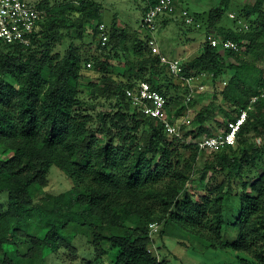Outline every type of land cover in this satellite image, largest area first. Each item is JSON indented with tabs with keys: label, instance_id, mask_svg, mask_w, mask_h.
I'll use <instances>...</instances> for the list:
<instances>
[{
	"label": "trees",
	"instance_id": "1",
	"mask_svg": "<svg viewBox=\"0 0 264 264\" xmlns=\"http://www.w3.org/2000/svg\"><path fill=\"white\" fill-rule=\"evenodd\" d=\"M230 1L219 0L206 22L190 16L199 28L204 26L207 36L215 31V37L245 47L246 54H258L264 40V13L249 21L248 32L220 27ZM155 3L152 0L149 7ZM49 4L42 0L34 6L50 10ZM81 7L82 18L71 27L83 40L84 24L88 20L100 24L102 14L101 6L92 0H82ZM174 15L160 17L158 26L161 19ZM59 27L56 22L47 26L44 19L29 46L0 41V147L5 148L0 156V194L7 199L0 210V264H43L62 247L73 251L71 242L77 234L87 236L94 251L93 261L86 264H169L150 249L154 241L148 224L156 211L167 216L168 225L196 229L205 238L206 249H231L236 253L235 264H264V147L250 145L241 154H231L239 144H246V135H264V69L244 61L240 52H223L207 41L200 56L182 63L186 78L198 71L208 73L215 82L231 73L221 94L227 105L235 106L237 115L257 98L236 147L210 153L217 162L212 159L205 164L207 184L196 196L188 186L196 183L192 173L201 151L192 142L216 136L205 126L214 116L212 106L199 113L197 127L184 132V139L169 136L160 122L134 108L126 92L141 82L167 100L162 83L167 67L152 55L144 29L145 36L134 50L140 54L146 47L150 57L128 62L121 48L127 35L114 22L105 60L96 58L103 85L99 91L109 110L94 116L79 99L83 58L78 49L68 48L63 57L51 55L50 44L59 38ZM98 28L92 31L94 38ZM120 55L125 60L122 74V62L116 61ZM167 108L176 118L187 112L186 106L180 113L173 112L168 100ZM224 114L228 121L235 119L226 110ZM224 126L227 130V122ZM181 149L189 156L184 157ZM52 167L65 172L71 182L70 189L58 195L42 192L49 185ZM254 167L259 168L256 174L246 177L247 169ZM37 187L41 193L35 195ZM236 196L237 207L229 208ZM164 233L160 232L161 237ZM18 237L29 239L25 254L18 250Z\"/></svg>",
	"mask_w": 264,
	"mask_h": 264
},
{
	"label": "rangeland",
	"instance_id": "2",
	"mask_svg": "<svg viewBox=\"0 0 264 264\" xmlns=\"http://www.w3.org/2000/svg\"><path fill=\"white\" fill-rule=\"evenodd\" d=\"M26 1L32 5H36L42 0ZM92 1L101 6L102 19L100 24L90 20L84 24L85 37L83 40L78 39V31L74 27H71L72 24L82 18V0H49L50 10H42V12L44 13L47 26L51 22H56V27L58 24L60 26L57 29L59 38L50 44L51 55L63 57L68 48L73 46L78 49L80 56L83 58L79 72L80 78L78 80L79 99L84 104V108L88 109V112L93 113L95 116L98 112L109 110L107 105H105V99L101 97L102 94L99 89L103 85L100 81V75L96 72V58L101 62L105 60L106 46L102 44V35L105 34L108 37L113 23L116 22L119 29L127 35L121 40V48L125 51L127 61L136 63L149 58L150 54L146 47L140 54H136L134 49L136 47L135 43L145 36L142 21L152 0ZM260 2L261 0H231L219 26L234 30L238 33L250 31L249 21H255L260 13H264V2L262 4ZM178 4L179 9L178 11L176 10L175 15L170 19L164 18L161 26H158L156 37L163 55L169 59L180 60L184 64L200 56L203 51V45L206 42L207 34L204 26L198 28L195 23L188 24L182 15L183 10L196 17H202L204 22H206L208 13L218 8L220 2L219 0H181ZM258 9L259 11L257 12L259 14L254 13V10ZM245 11L250 12L251 15L247 17ZM102 25L104 26L103 29L101 28ZM97 26H99L98 36L94 38L92 31ZM216 33L213 31L212 36L215 37ZM218 38L225 40L221 37ZM262 44L263 46L260 45L258 54L255 55L246 54L245 47H240V58L249 64H255L259 68L264 69V40ZM116 61L122 62L120 64V74H122L125 71L123 66L125 62L124 57L120 55ZM135 72L137 73L136 70ZM112 76L121 81V83H124V80L119 79L116 74ZM191 76L193 78L192 91L194 97L188 106L185 105V102L190 90L187 86H184L186 85L185 82L173 77L166 69H164L162 77V83L164 84L163 90L167 95L170 109L173 112L180 113L184 106L187 107V112L178 117V121L181 124L186 119L191 121L190 125L182 127L183 132L194 130L197 127V117L207 106H212L211 112L214 114L213 118L205 123L207 129L210 133L212 132L216 135L225 132L226 127L224 124L229 119L224 114V111L226 110L232 117L234 116L236 118L238 116L235 106L227 105L221 94L229 82L231 73L226 72L225 76L215 82L208 73L197 71L191 73ZM7 81L11 84H16L12 80ZM201 85L205 89L198 92L197 88ZM215 95L216 97H214ZM261 96L264 98V88L261 90ZM256 100L257 98L251 101L250 107ZM245 140L247 141L246 144H239L231 154H241L243 149L250 145L257 148L264 147V135L262 134L256 135L250 133L246 135ZM186 141H191V139L187 138ZM4 150L5 148L0 147V156L4 153ZM182 153L184 157H188L190 154V152H184L183 150ZM215 156L210 154V152L204 151H201L199 154L194 172L192 173V180L196 183L195 185L190 184L188 186L189 191L192 190L191 192L196 196L202 194L201 190L207 184L208 176L203 178L205 164L212 159H215L217 162ZM258 169V167L248 168L245 176H254L256 174L255 171ZM245 180L248 179L245 178ZM70 187L71 182L66 173L57 167H52L49 172V185L46 188H42V192L58 195L69 190ZM39 190V187L34 189V194H40L41 192ZM237 204L238 196L229 202V208H235ZM6 205V195L0 194V210L5 209ZM166 220L167 216L156 211V214L152 215L150 223L148 224L150 237L154 241H152L153 244L150 249L157 257L159 256L161 259L166 258L169 264H235L236 253L232 252L231 249L227 248L221 251L214 248L206 249V240L202 238V235L196 229H192L189 225L185 227H177L172 223L168 225ZM162 230L165 233L161 237L160 232ZM16 244L21 254H25L30 247V242L27 238L18 237ZM71 247L74 249L73 251L72 249L62 247L58 253L45 258L43 264H86L87 262L93 261L94 251L87 236L83 234L75 235L71 242ZM115 255V252H112L110 258L114 259Z\"/></svg>",
	"mask_w": 264,
	"mask_h": 264
},
{
	"label": "built area",
	"instance_id": "3",
	"mask_svg": "<svg viewBox=\"0 0 264 264\" xmlns=\"http://www.w3.org/2000/svg\"><path fill=\"white\" fill-rule=\"evenodd\" d=\"M155 4L150 6L144 15L142 27L149 35L148 47L154 56L160 59V63L167 67L168 72L178 80H183L190 90L185 105L188 106L194 97L192 91L193 78H186L183 75L182 62L177 59H169L161 52L156 34L158 33V19L162 16L176 13L180 0H155ZM188 24H194V19L187 11L182 12ZM45 19L44 13L26 0H0V41L9 45L29 46L31 37L35 29ZM199 28V25H197ZM102 29L104 26L102 25ZM108 37L102 35V44L105 45ZM206 41L213 48L223 52H239L237 43L220 40L212 35H208ZM198 92L203 91V85L198 86ZM126 96L131 105L146 117L160 122L165 132L178 139H184L182 127L190 125V120H185L182 124L174 115H170L167 108V100L160 92L154 90L147 82H141L132 90L126 92ZM250 110V107L248 108ZM248 109L240 111V114L233 120L227 121V130L215 137H203L193 141L200 151L216 153L227 148H235L237 137L242 126L247 121Z\"/></svg>",
	"mask_w": 264,
	"mask_h": 264
},
{
	"label": "crops",
	"instance_id": "4",
	"mask_svg": "<svg viewBox=\"0 0 264 264\" xmlns=\"http://www.w3.org/2000/svg\"><path fill=\"white\" fill-rule=\"evenodd\" d=\"M181 1V0H180ZM179 7V4H178V6H177V11H178V8ZM183 11H185V10H183ZM170 19V18H169ZM162 21H164L163 19H161L160 21H159V26H161V23H162Z\"/></svg>",
	"mask_w": 264,
	"mask_h": 264
}]
</instances>
